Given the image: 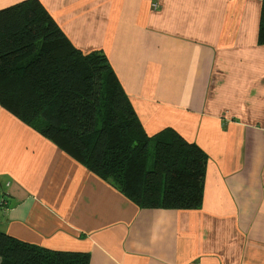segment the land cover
Masks as SVG:
<instances>
[{"label": "crops", "instance_id": "0c3cea01", "mask_svg": "<svg viewBox=\"0 0 264 264\" xmlns=\"http://www.w3.org/2000/svg\"><path fill=\"white\" fill-rule=\"evenodd\" d=\"M152 1L40 0L108 58L148 135L200 146V205L137 206L0 107V231L88 264H264L261 0Z\"/></svg>", "mask_w": 264, "mask_h": 264}, {"label": "trees", "instance_id": "16d2710c", "mask_svg": "<svg viewBox=\"0 0 264 264\" xmlns=\"http://www.w3.org/2000/svg\"><path fill=\"white\" fill-rule=\"evenodd\" d=\"M0 107L137 206L200 205L206 163L200 146L171 127L148 135L108 58L74 46L40 0L0 9ZM88 262L85 252L44 249L0 231V264Z\"/></svg>", "mask_w": 264, "mask_h": 264}, {"label": "rangeland", "instance_id": "374dc122", "mask_svg": "<svg viewBox=\"0 0 264 264\" xmlns=\"http://www.w3.org/2000/svg\"><path fill=\"white\" fill-rule=\"evenodd\" d=\"M155 1H156V0H153V1H152V4H153V2H155ZM156 3H157V2H156ZM151 7H152V6H151ZM152 146H153V144H152V142H151L150 147H149L151 150L153 149ZM151 163H152V159L149 158V167H150Z\"/></svg>", "mask_w": 264, "mask_h": 264}, {"label": "built area", "instance_id": "2783aa9c", "mask_svg": "<svg viewBox=\"0 0 264 264\" xmlns=\"http://www.w3.org/2000/svg\"><path fill=\"white\" fill-rule=\"evenodd\" d=\"M152 8H156L157 7V3L156 1L153 2V4H151ZM0 204H4L1 200H0Z\"/></svg>", "mask_w": 264, "mask_h": 264}]
</instances>
